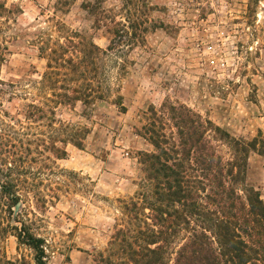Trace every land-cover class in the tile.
<instances>
[{"label": "rangeland", "instance_id": "rangeland-1", "mask_svg": "<svg viewBox=\"0 0 264 264\" xmlns=\"http://www.w3.org/2000/svg\"><path fill=\"white\" fill-rule=\"evenodd\" d=\"M141 1L151 25L144 43L125 49L118 64L110 60V96L56 111L89 134L83 150L69 145L67 158L50 164L67 172L50 184L59 186V201L42 210L31 196L24 206L32 233L46 242V264H97L116 227L127 225L122 202L144 206L143 198L152 197L139 156L155 151L141 135L151 111L184 105L236 140L264 137V0ZM95 2L0 0V121L14 125L28 103L54 93L36 89L47 70L38 39L64 42L65 28L108 48L111 35L90 13ZM102 8L126 24L122 0ZM246 185L264 193V156L251 153ZM0 254L15 264H36L35 253L12 235L0 242Z\"/></svg>", "mask_w": 264, "mask_h": 264}, {"label": "trees", "instance_id": "trees-1", "mask_svg": "<svg viewBox=\"0 0 264 264\" xmlns=\"http://www.w3.org/2000/svg\"><path fill=\"white\" fill-rule=\"evenodd\" d=\"M106 1L96 0L90 13L111 35L108 48L65 28L64 42L38 39L47 70L36 89L54 93L28 103L14 125L0 121V242L14 236L35 253L36 264H46V242L32 233L24 206L31 196L42 210L59 201V186L50 184L67 172L50 164L65 160L69 145L83 150L89 134L58 119L56 111L105 101L112 92L110 60L118 64L125 49L144 43L149 31L141 0H122L126 24L106 16ZM118 105L124 109L122 98ZM149 115L141 135L155 151L139 156L153 195L143 198L144 206L122 202L127 225L116 227L107 255L96 263L264 264V193L246 185L251 153L264 156L262 133L251 142L236 140L184 105L164 104ZM0 264L15 263L0 254Z\"/></svg>", "mask_w": 264, "mask_h": 264}, {"label": "built area", "instance_id": "built-area-1", "mask_svg": "<svg viewBox=\"0 0 264 264\" xmlns=\"http://www.w3.org/2000/svg\"><path fill=\"white\" fill-rule=\"evenodd\" d=\"M223 66H224V64H223Z\"/></svg>", "mask_w": 264, "mask_h": 264}]
</instances>
